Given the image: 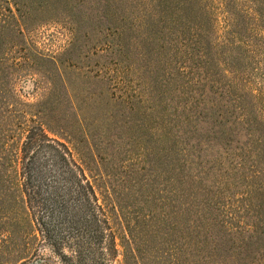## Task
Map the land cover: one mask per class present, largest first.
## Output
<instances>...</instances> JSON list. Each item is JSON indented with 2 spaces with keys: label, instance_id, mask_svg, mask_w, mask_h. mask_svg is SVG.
I'll return each instance as SVG.
<instances>
[{
  "label": "trees",
  "instance_id": "obj_1",
  "mask_svg": "<svg viewBox=\"0 0 264 264\" xmlns=\"http://www.w3.org/2000/svg\"><path fill=\"white\" fill-rule=\"evenodd\" d=\"M48 23L71 42L34 54L46 98L0 112V264H43L42 246L61 264H264V0H0V76Z\"/></svg>",
  "mask_w": 264,
  "mask_h": 264
},
{
  "label": "rangeland",
  "instance_id": "obj_2",
  "mask_svg": "<svg viewBox=\"0 0 264 264\" xmlns=\"http://www.w3.org/2000/svg\"><path fill=\"white\" fill-rule=\"evenodd\" d=\"M91 40L85 43H81L83 48H88L89 43H95L99 34L97 31H88ZM26 44L16 50L12 54V58L3 64L2 75L0 76V112L11 111L15 107V101L20 100L22 103L26 104H37L46 98V92L43 89V80L36 74L37 72H42L48 70V67L43 63L39 62L36 65L34 61V54L38 52L44 56L58 57L63 53L70 45L71 33L69 28L64 25V23H48L39 26L36 29L25 32ZM102 38V37H101ZM112 37H108V39ZM106 55V54H105ZM108 55V54H107ZM117 59L113 54L110 56H105L99 60V63H105L110 69H114V62ZM123 59V56L121 57ZM97 59L92 58V63ZM121 71V70H119ZM111 73V71H110ZM122 77L121 74L111 73V76ZM85 110H94L93 104ZM3 124L8 125L7 138L0 139V159H6L7 162L13 155L15 150L14 138H13V122L10 117H7ZM96 125V123H95ZM263 125V124H260ZM140 134L138 132L133 135L129 134L124 137L123 140L130 142L131 140H136L139 138ZM5 145V149L2 147ZM38 160L49 159L47 152L40 151L36 154ZM1 171L10 172L12 171L9 167L2 168ZM0 171V173H1ZM130 212L132 211V202H128ZM134 213H130L129 218L132 220L134 218ZM135 215V214H134ZM128 223L126 219L120 215V219L115 226L116 233V244L119 253L121 252L120 244L123 239L129 237L128 234ZM39 259L43 261V264H61L58 257L53 253V250L48 246H42L39 250ZM110 264H122L121 256H118Z\"/></svg>",
  "mask_w": 264,
  "mask_h": 264
}]
</instances>
